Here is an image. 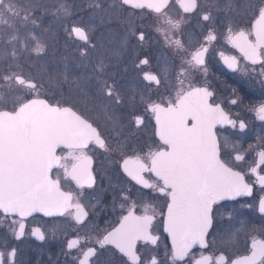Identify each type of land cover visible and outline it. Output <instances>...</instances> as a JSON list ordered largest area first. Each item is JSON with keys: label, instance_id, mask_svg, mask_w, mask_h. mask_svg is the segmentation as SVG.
Segmentation results:
<instances>
[{"label": "flooded vegetation", "instance_id": "obj_1", "mask_svg": "<svg viewBox=\"0 0 264 264\" xmlns=\"http://www.w3.org/2000/svg\"><path fill=\"white\" fill-rule=\"evenodd\" d=\"M26 9L32 10V17L39 28L19 27L21 38L29 31H34L40 43L45 46L43 54L37 56L30 49L29 53L39 57L42 98L51 103L59 102L64 107H71L97 127L106 138L111 151H104L95 145L85 150L91 157L89 171L95 179L91 188L85 185L79 188L70 178L65 179L63 169L56 168L51 178L59 176L61 190L71 192L74 201L78 198L88 216L77 224L73 215L75 208L61 216L36 214L27 217L24 235L17 239L13 233L16 227L14 217H5L0 222V252L5 253L4 264H9L7 253L13 248L16 255L11 264H77V253L69 252L67 240L77 234H104L119 226L122 216L135 202L134 215H154L152 234L158 236L156 245L137 242V250L147 259L155 255L160 264H171L166 253L171 251V237L164 231L169 198L157 189L147 188L131 180L123 171V159L145 155L149 151H158L166 146L156 134L157 125L151 112L145 111L144 100L160 102L174 98L176 76L185 54L165 44L155 31L156 20L147 9L133 10L122 7L120 0H20ZM99 3L100 7H95ZM202 10H211L215 16L214 27L221 35L212 42L206 54L208 72L189 71L185 84L195 87L207 86L213 92L209 102L220 104L230 118L244 121L246 127L241 131L238 126L217 125L214 131L221 146V158L230 160L235 154L245 155V160L230 164L236 171L244 173L245 182L252 186V194L238 199L223 201L213 205L212 225L205 237L207 248H193L192 254L199 258L201 253L218 256L223 252L229 260L250 255L253 239L264 240V213L259 211V201L264 197V185L257 180V175L250 172L258 159L257 152L264 148V121L259 120L252 109L264 104V65H251L245 61L238 49L228 44L223 37L229 25L234 30L249 29L256 15V9L264 5V0H200ZM60 4H65L73 13L70 18L55 15ZM172 18H178L180 10L174 3L168 9ZM99 16V17H98ZM72 21L91 25L94 28L93 40L97 45L87 56H81L79 41L69 38L64 26ZM205 25L207 22H204ZM144 31L146 42H139L131 31ZM198 23V17L183 26L180 38L189 51L199 47L206 34ZM14 29L0 24V50L8 43ZM19 46V42H16ZM26 51V50H25ZM225 57L235 56L236 70L229 68L220 53ZM147 57L149 65L137 68L141 59ZM11 63V59L9 60ZM103 61L106 65L104 79L114 84L121 96V103L107 97L97 82L96 66ZM12 62H15L12 60ZM13 66V65H12ZM21 70L24 75L32 76L36 69L29 64ZM187 67V65H185ZM255 68V71H253ZM32 71V72H31ZM150 71L161 78V84H149L143 80V72ZM26 72V73H25ZM31 78V77H30ZM236 99V104L230 101ZM141 115L144 123L137 127L133 117ZM57 155L68 156L69 150L59 148ZM70 166V165H69ZM257 172L264 175V165ZM149 183H162L154 173L144 172ZM124 196L128 200H124ZM124 204V208H121ZM147 206V210H146ZM72 214V215H70ZM2 215V214H0ZM15 219H19L15 217ZM39 228L44 240L32 235V230ZM95 264H125L126 258L113 245H106L93 258ZM178 264H191L190 259Z\"/></svg>", "mask_w": 264, "mask_h": 264}, {"label": "snow or ice", "instance_id": "obj_2", "mask_svg": "<svg viewBox=\"0 0 264 264\" xmlns=\"http://www.w3.org/2000/svg\"><path fill=\"white\" fill-rule=\"evenodd\" d=\"M122 7L133 10L147 9L156 20L155 31L161 35L165 44L185 54L176 76L174 98L160 102L144 100L145 111L151 112L157 125L156 134L166 146L158 151L130 156L123 159V171L135 181L147 188L157 189L169 198L164 231L171 237V251L166 253L171 264H178L190 259L191 264H264V240L253 239L250 255L231 259L221 252L218 256L201 253L199 258L192 254L194 246L207 248L205 237L212 225L213 205L221 200L235 199L238 196L252 194V186L245 182L244 173L236 171L230 164L245 160V155L235 154L230 160L221 158V146L214 131L217 125H231L243 131L244 121L230 118L220 104L210 103L213 92L205 87H195L190 82L186 85V73L189 71L208 72L206 54L213 41L221 35L214 27L215 16L211 10H202L200 0H120ZM175 4L180 10L178 18H172L168 9ZM99 8L100 4L96 3ZM55 15L70 18L73 13L65 4H60ZM198 17L203 29L207 27L203 41L194 51L186 48L180 38L183 26L192 17ZM39 28L32 17V10L26 9L20 0H0V24L14 29L8 43L12 45L10 52L0 55L10 56L18 60L19 53L29 50V43L35 47L30 51L37 56L45 51L34 31H29L21 38L19 27ZM204 22H207L205 25ZM69 38L79 41L81 56H87L97 45L93 40L94 28L88 24L72 21L64 26ZM141 42H146L144 31H131ZM224 40L238 49L245 61L251 65H264V5L256 9V15L247 30H234L229 25L223 33ZM19 42V48L16 46ZM220 56L225 64L236 70L235 56ZM149 65L145 57L136 65L137 68ZM187 65V67H185ZM20 67L19 64L16 65ZM106 65L101 61L96 66L97 82L103 93L121 103L120 93L114 84L104 79ZM255 71V68H253ZM264 75V67L261 68ZM0 222L5 217H14L16 225L13 233L17 239L24 235L25 220L33 213L41 212L46 216L65 215L70 208H75L73 218L77 224L84 222L88 213L78 198L74 201L71 192L61 190L59 176L52 179L50 174L54 168L63 169L65 179L70 178L79 188L85 185L91 188L95 179L89 171L91 157L85 150L89 145L111 151L106 138L88 119L77 114L71 107H64L59 102L51 103L42 98V84L23 74L22 71H10L0 77ZM143 80L159 86L161 78L150 71L143 72ZM7 93L17 95L8 107ZM231 104L237 100L232 99ZM259 120L264 121V104L252 109ZM137 127L144 123L141 115L133 117ZM68 149V156L57 155V149ZM258 159L250 172L257 175V180L264 185V175L257 169L264 165V148L257 152ZM70 165V166H69ZM144 172L154 173L162 183H149ZM127 201L128 197L124 196ZM135 202L121 217L119 226L104 234H77L67 240L69 252L75 249L77 264H95L94 257L106 245H113L126 258L125 264H160L155 255L144 258L137 250V242L156 245L159 237L152 234L151 228L155 215H134ZM124 208V204H121ZM147 210V206H146ZM259 211L264 213V197L259 201ZM72 215V214H70ZM18 217L19 219H15ZM32 235L44 240L39 228L32 230ZM16 255L13 248L7 253L9 264ZM5 253L0 252V264H4Z\"/></svg>", "mask_w": 264, "mask_h": 264}, {"label": "rangeland", "instance_id": "obj_3", "mask_svg": "<svg viewBox=\"0 0 264 264\" xmlns=\"http://www.w3.org/2000/svg\"><path fill=\"white\" fill-rule=\"evenodd\" d=\"M17 48H19V46ZM11 50H12V46L8 47V46L4 45L3 48L0 50V54H2L4 52H10ZM10 59H11L10 56L0 55V77H2L5 74H8L10 71H21V70L14 69V67L16 68L17 64L20 65L19 68L26 67L25 65L29 64L32 69H34V70L36 69V71L33 72V75L32 76L30 75L29 77L35 79L38 84H42V82L40 80V75H39L40 74L39 65H38V64H40L39 57H36L34 54L30 55L29 51L26 50V51L19 53L18 60H16L15 62H12V59H11V63H9ZM19 68H17V69H19ZM2 83H3V81L0 80V84H2ZM0 94H3V93H0ZM16 95H17L16 93H7V101H8L7 106L8 107H11V101L15 98Z\"/></svg>", "mask_w": 264, "mask_h": 264}, {"label": "water", "instance_id": "obj_4", "mask_svg": "<svg viewBox=\"0 0 264 264\" xmlns=\"http://www.w3.org/2000/svg\"><path fill=\"white\" fill-rule=\"evenodd\" d=\"M63 146H61V148H62ZM59 149V148H58ZM57 149V150H58ZM54 169H56V168H54ZM53 169V170H54ZM50 176H51V174H50ZM52 177V176H51ZM53 179V178H52ZM240 197H242V196H238V197H236L235 199H238V198H240ZM227 200H232V199H225V200H221V201H219L218 203H220V202H223V201H227ZM36 214H41V215H44L43 213H41V212H36V213H33L32 215H36ZM31 215V216H32ZM44 216H46V215H44ZM53 216H56V215H53ZM52 216V217H53ZM47 217H50V216H47ZM210 229V228H209ZM196 247H199L198 245L197 246H194V248H196Z\"/></svg>", "mask_w": 264, "mask_h": 264}]
</instances>
